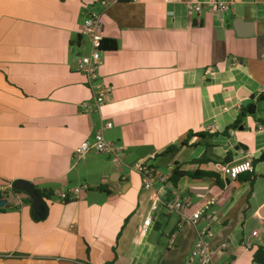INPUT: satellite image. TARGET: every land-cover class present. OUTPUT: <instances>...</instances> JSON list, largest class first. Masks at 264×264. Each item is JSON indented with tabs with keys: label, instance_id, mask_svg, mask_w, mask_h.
Wrapping results in <instances>:
<instances>
[{
	"label": "crops",
	"instance_id": "crops-1",
	"mask_svg": "<svg viewBox=\"0 0 264 264\" xmlns=\"http://www.w3.org/2000/svg\"><path fill=\"white\" fill-rule=\"evenodd\" d=\"M101 1L0 0V188L8 201L0 208V264H200L188 219L210 199L199 228L213 231V247L228 244L217 260L257 264L264 0H226L223 15L210 0H121L106 10ZM90 12L102 14L104 39L117 44L101 54L98 75L111 93L92 114L82 104H93V91L78 71L90 52L81 36ZM249 104L256 113L224 134ZM106 122L104 136L124 148L123 163L95 151L77 160V148ZM171 146L178 151L167 154ZM249 159L253 170L223 187L209 177L170 181L175 168L220 175ZM144 161L157 175L151 190L133 169ZM17 181L51 194L43 218L26 193L11 191ZM77 187L76 198L60 199ZM158 190L162 203L143 235ZM181 200L190 206L178 212Z\"/></svg>",
	"mask_w": 264,
	"mask_h": 264
},
{
	"label": "built area",
	"instance_id": "built-area-1",
	"mask_svg": "<svg viewBox=\"0 0 264 264\" xmlns=\"http://www.w3.org/2000/svg\"><path fill=\"white\" fill-rule=\"evenodd\" d=\"M121 0H115L114 2L101 1L102 8L108 9L112 4H115ZM131 1V0H122ZM209 6L211 11L216 14H223L229 10V2L226 0H210ZM196 11L200 12L201 7L197 6ZM100 12H90L83 23L81 28V36L85 37L90 44V52L87 55L80 56L78 59V71L83 73L88 81L89 86L93 91V104L84 102L82 107L84 112L88 114L94 113L99 110L108 101L111 89L106 86L98 75V69L101 65V54L103 52L102 42L104 40V24L102 21ZM210 72V71H209ZM112 123H102L101 126L94 134L93 141L83 142L75 152V158L81 160L88 153L95 151L100 154H106L113 158L116 164L123 163L124 148L113 145L108 142L104 136V131L110 129ZM133 169L138 172L143 180L144 188L146 190L154 189V181L157 178L153 167L149 161L138 162L133 166ZM253 170L252 159L237 162L234 164L226 165L221 169L220 177L223 181H236L240 176L249 173ZM83 188H71L68 191L62 192L59 196L61 200H68L76 198ZM13 190V189H12ZM160 191H156V199L153 202L150 213L145 218L140 232L143 235L148 234L153 228V216L159 209V204L162 203ZM7 195L6 190L0 188V200ZM214 200H207L204 205L196 210L190 217L189 222L197 229V242L192 250V258L199 260L200 264H225L217 260L218 253L222 252L228 247L226 242L221 243L217 248L211 245L214 233L210 229L199 228V224L204 217L210 218L208 215L211 205ZM190 206L188 200L178 201L174 205V210L178 212L185 211ZM256 234V233H254Z\"/></svg>",
	"mask_w": 264,
	"mask_h": 264
},
{
	"label": "trees",
	"instance_id": "trees-1",
	"mask_svg": "<svg viewBox=\"0 0 264 264\" xmlns=\"http://www.w3.org/2000/svg\"><path fill=\"white\" fill-rule=\"evenodd\" d=\"M102 47L103 49L106 50H115L117 47V44L115 41H111V40H103L102 42ZM264 101V93L261 94L257 100V102H262ZM257 110V105L256 104H249L247 107L242 108L240 111V114L238 115L236 121L230 125L224 132V134H228V132L230 130H236L239 127H241L244 118L247 115H254L256 113ZM201 137H205L204 134H201ZM185 145L182 143V146ZM178 151V148L175 146H171L170 148H168V150L166 151L167 154L169 153H175ZM264 162V153L254 162V163H262ZM184 176H190L194 179H198V178H205V177H209V178H213L216 180L218 186L223 187V181L220 177V175L216 174V173H212V172H204V171H195V172H185L180 170L179 168H175L172 171L171 177H170V181L176 186L178 181L184 177ZM14 192H20L17 190H13ZM38 194L40 196H42L44 199L48 200L51 197V194L46 193V192H41V191H37ZM253 261L257 264H264V247L263 246H259L256 250V252L254 253L253 256Z\"/></svg>",
	"mask_w": 264,
	"mask_h": 264
},
{
	"label": "water",
	"instance_id": "water-1",
	"mask_svg": "<svg viewBox=\"0 0 264 264\" xmlns=\"http://www.w3.org/2000/svg\"><path fill=\"white\" fill-rule=\"evenodd\" d=\"M13 189L26 193L32 199L33 208L37 217L43 218L46 215L48 206L45 199L38 194L32 183L27 181H17L13 185ZM7 203V200H0V208L5 207Z\"/></svg>",
	"mask_w": 264,
	"mask_h": 264
},
{
	"label": "rangeland",
	"instance_id": "rangeland-1",
	"mask_svg": "<svg viewBox=\"0 0 264 264\" xmlns=\"http://www.w3.org/2000/svg\"><path fill=\"white\" fill-rule=\"evenodd\" d=\"M13 192V190H11ZM18 191V190H17Z\"/></svg>",
	"mask_w": 264,
	"mask_h": 264
}]
</instances>
